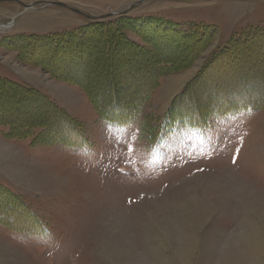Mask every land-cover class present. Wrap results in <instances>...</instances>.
I'll list each match as a JSON object with an SVG mask.
<instances>
[{
	"label": "rangeland",
	"instance_id": "obj_1",
	"mask_svg": "<svg viewBox=\"0 0 264 264\" xmlns=\"http://www.w3.org/2000/svg\"><path fill=\"white\" fill-rule=\"evenodd\" d=\"M0 81V264H264V0H0Z\"/></svg>",
	"mask_w": 264,
	"mask_h": 264
},
{
	"label": "trees",
	"instance_id": "obj_2",
	"mask_svg": "<svg viewBox=\"0 0 264 264\" xmlns=\"http://www.w3.org/2000/svg\"><path fill=\"white\" fill-rule=\"evenodd\" d=\"M62 43V42H61ZM64 43V42H63ZM0 83H3L2 81H0ZM18 96V95H17ZM50 100V99H49ZM44 105H45V103H44ZM46 106V105H45ZM58 112V110L57 109H53V110H51L50 111V114H48V116H44L43 118H41V120H39V121H47L48 120V118H50V117H56V114H58L57 113ZM56 121H58V120H55V123H56ZM62 121V120H61ZM48 123V122H47ZM46 123V124H47ZM19 124V123H18ZM47 127V126H46ZM23 127H21V126H15V129H16V131L17 130H21ZM4 213V211L3 210H0V214H3ZM1 220V219H0Z\"/></svg>",
	"mask_w": 264,
	"mask_h": 264
}]
</instances>
